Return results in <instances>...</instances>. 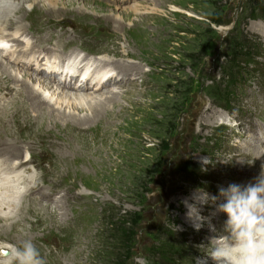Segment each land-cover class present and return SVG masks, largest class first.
Here are the masks:
<instances>
[{"label":"rangeland","instance_id":"obj_1","mask_svg":"<svg viewBox=\"0 0 264 264\" xmlns=\"http://www.w3.org/2000/svg\"><path fill=\"white\" fill-rule=\"evenodd\" d=\"M62 1L71 3L65 7ZM62 1L54 6L49 0H17L29 8L22 25L36 35L26 32L18 47L25 46L23 53L14 47L4 55L0 49V61L14 72L22 69L20 76L33 74L31 87L44 97L52 89L41 88L38 79L59 91H81L59 88L10 58L30 51L66 54L76 46L109 59L120 71L129 66L136 75L142 73L131 80L134 73L128 72L129 80L113 81L102 90H116V100L105 104L98 121L57 119L59 128L47 108L30 110L23 89L19 98L0 91V109L11 112L8 119L0 114V135L14 132L25 158L29 152L36 162L39 154L49 158L29 171H1L7 181L0 180L5 184L0 188V216L8 214L9 220L0 221V242L22 246L31 241L44 264H194L207 251L196 245L209 234L186 223L181 199L200 187L214 194L218 186L244 182L264 164L255 160L263 153L256 146L264 150V0ZM35 4L38 9L30 11ZM43 6L55 9L43 11ZM127 8L133 9L129 16ZM35 32L52 34L54 41L43 43ZM1 71L2 84L12 81ZM19 86L15 88L21 90ZM13 101L22 107L13 109ZM128 107L140 110L129 118L132 110L122 114ZM201 156L211 161L206 170L198 162ZM36 184L30 194L29 187ZM27 197L38 199L48 211L27 206ZM11 198L15 203L10 207ZM205 210L213 212L212 207ZM213 216L222 228L226 215ZM6 223L16 225L5 232ZM22 225L26 234L18 230Z\"/></svg>","mask_w":264,"mask_h":264},{"label":"bare ground","instance_id":"obj_2","mask_svg":"<svg viewBox=\"0 0 264 264\" xmlns=\"http://www.w3.org/2000/svg\"><path fill=\"white\" fill-rule=\"evenodd\" d=\"M19 1V0H18ZM28 0H22V2H26ZM54 6L55 4L58 2V1H62V0H49ZM96 2V0H95ZM17 0L16 2L13 1V0H9L8 3H5L3 6H0V25H1V28L0 29H3V30H7V31H11V30H17V33L14 34L13 32H9L6 34V36H15V35H19L21 32V34L19 36H25L26 32H30L29 31V27L26 28L25 26L22 25V21H23V18L22 16H24L28 11V9L25 8L24 4L23 6H20V4H17ZM62 3L65 5V7L71 3V1L69 2H63ZM73 4V3H72ZM86 4H95L93 2V0H85V5ZM61 5V4H60ZM71 5V4H70ZM83 5V4H82ZM17 6L20 8L18 9ZM38 4H35L34 7L30 10H34V9H38L37 8ZM63 6V5H62ZM91 6V5H90ZM88 7V6H87ZM17 8V9H16ZM82 8V7H81ZM90 8V7H89ZM93 9L97 8V7H92ZM43 11H45L46 9L47 10H50V9H55L53 7H50L48 9V7H45L43 6L42 7ZM133 10V9H132ZM131 9L127 8L125 9L124 11L126 12V15L129 16V14L131 12H133ZM14 12V15L17 13V18H13L12 16V13ZM22 14H20V13ZM19 14V15H18ZM156 14V13H154ZM153 14V15H154ZM42 15V14H41ZM113 21V20H112ZM38 22V21H37ZM120 24H123L122 22H118ZM53 24V23H52ZM119 24V25H120ZM135 24V23H134ZM3 27V28H2ZM36 26H31V29H36L35 28ZM121 27V25H120ZM124 27V25H123ZM105 28V27H104ZM126 28V27H125ZM45 29V28H44ZM92 29V28H91ZM124 29V28H123ZM99 30V29H98ZM122 30V29H121ZM96 31V29H95ZM20 32V33H19ZM38 32V31H37ZM35 32V33H37ZM120 32V31H119ZM1 33V31H0ZM59 33V32H58ZM4 34V33H3ZM29 34V33H28ZM32 35H36V34H33L31 33ZM38 35L36 37L39 38H42L43 40H39V41H42L43 43H46V41L48 43H51V41H54L53 39V35L52 34H48V36H44V34H42V32H39L37 33ZM62 34V33H61ZM141 34V33H140ZM139 34V35H140ZM143 34V33H142ZM151 34V33H150ZM31 36V35H30ZM64 36V35H63ZM142 36V35H141ZM147 36V35H146ZM155 36V35H154ZM0 37H3V35H0ZM48 37V38H47ZM71 37V36H70ZM16 40H20L21 37H15ZM29 38V36L27 37V39ZM45 38V39H44ZM68 38V37H67ZM147 38V37H146ZM59 39V37H58ZM95 39V38H94ZM126 39H128L126 37ZM142 39V38H141ZM51 40V41H50ZM57 40V39H56ZM111 40V39H110ZM159 40V39H158ZM64 41H68V39H65ZM153 41V39L151 40ZM31 42H33L31 40ZM30 42V44H31ZM95 42V41H94ZM113 42V41H112ZM66 43H69V42H66ZM138 42H136V45H137ZM39 44V43H38ZM56 44V43H55ZM97 44V43H96ZM146 44V43H145ZM154 44V43H153ZM50 45V44H48ZM143 45V44H142ZM33 46V45H32ZM148 46V45H147ZM21 47V46H20ZM25 48V46H23ZM22 47V48H23ZM108 47V46H107ZM106 47V48H107ZM110 47V46H109ZM150 47V46H149ZM152 47V46H151ZM154 47V46H153ZM157 47V46H156ZM16 48V46H15ZM23 48V49H24ZM27 48V46H26ZM105 48V49H106ZM19 49V48H18ZM28 49V48H27ZM31 49V48H30ZM104 49V50H105ZM139 49V48H138ZM144 49V48H143ZM157 49V48H156ZM159 49V48H158ZM14 50V53L16 52L17 53V49H13ZM20 50V49H19ZM57 50V49H56ZM109 50V49H108ZM111 50V49H110ZM131 50V49H130ZM9 51V50H8ZM24 51V50H23ZM11 52V51H10ZM9 52V53H10ZM19 52V51H18ZM26 52V51H25ZM36 52V51H35ZM119 52V51H118ZM29 53V52H28ZM30 53L32 54H28V59L29 58H33L35 57L34 61L37 62V64H39V67H41V61H42V58H39V56L43 55L41 52L39 53H34L32 51H30ZM34 53V54H33ZM4 55H6V52L3 53ZM8 54V52H7ZM18 54V53H17ZM25 54V53H24ZM27 54V53H26ZM131 54V53H130ZM9 55V54H8ZM105 55V54H104ZM127 55V54H126ZM22 56V57H21ZM20 56V60L19 59H15L13 61H11L12 63H16L17 64H20L22 65L23 67H26L28 68L27 70H32V71H35L37 72L38 74H41L42 77L43 76H46V78H49L50 81H52V84L53 83H57L59 86V88L61 87H66V88H70L76 92H80V93H74V94H71L69 93L70 91L68 89H65L66 91H69L68 93L67 92H64V91H59V89L57 88H54L55 85H52L50 86L49 84H47L45 81H41V79H38L39 80V84H40V87L41 88H46L45 90H49L50 91V88L52 89V93H49L51 95H48L49 97H44L42 93H40L38 90H35V89H32L31 85L33 83V78L34 76L32 75H22L20 76L22 73H20L19 71V68H17L18 70H16V72L12 71L9 69L10 66L8 65H5L3 62L0 61V69L2 71H4V73H8V75L11 76V80L10 82L6 81L4 82L5 84H2L0 82V91H4L5 93H9V94H16V96H18V98L20 97L19 95H22V89L25 91V94H23V98L27 99L28 103L26 105H30L31 106V109L30 110H33L34 111V108H40V109H45L47 108V116H50L51 118L53 117L54 118V121H55V125L57 128H59L60 126V121L59 120H62V121H65L69 118H75L76 121L79 120H83V121H89V120H92L93 123L98 121L99 117H102L103 115V109L105 104L108 103V101H112L113 100H116V93H114V89L110 90V91H107L104 93V91H102L105 87L108 89L107 86H109L110 84L113 85V81L115 82H122L123 80H126L129 78H131V76L128 78L127 75H129L128 72L130 73H134V75H132L134 78H132L131 80H135L137 79V75H140V72L139 70L136 71L138 74L136 75V73L131 69L132 67H125V70H122V67H121V71L118 70L116 67H114V65L112 64L111 61H109V59H98V57H89V56H86V58L84 60H90L92 62H95L97 63V65L95 64L94 66V63H87V62H83L78 68L77 70L72 74V75H66V78L67 80L69 79L68 82H64L62 79H60L57 75L56 72H51L49 73L48 71L44 70V69H41V68H38L35 66V63L32 62V61H24L23 59L24 58H27V55H21ZM5 57V56H4ZM122 57V56H121ZM2 59V57H0ZM116 59H117V56H116ZM135 59V58H134ZM112 60V59H111ZM119 60V59H118ZM6 62V61H5ZM127 63V62H126ZM16 65V64H15ZM13 65V66H15ZM18 65V66H20ZM120 65V64H119ZM124 65V63H123ZM125 66V65H124ZM132 66V65H131ZM12 67V66H11ZM100 68L103 70L102 71V77H96L95 74L97 72H99ZM24 70H26L24 68ZM82 70H85V74L83 76L82 79H80L79 81L82 82L81 84H77L75 86H73V84H76L77 82V76L79 73H81ZM1 71V72H2ZM30 72V71H29ZM28 72V73H29ZM146 72V71H145ZM27 73V74H28ZM117 73H120V75H118ZM2 74V73H1ZM143 76V75H142ZM146 76V75H145ZM150 76V75H149ZM21 79V80H20ZM43 79V78H42ZM3 80V78H2ZM20 80V81H19ZM44 80V79H43ZM85 80H89L90 82H85ZM103 80V81H102ZM48 81V80H47ZM14 82L16 83H19V87L21 88L20 89H16L15 87H18L16 85H12L14 84ZM74 82V83H73ZM131 82V81H130ZM126 83V82H125ZM37 84V83H36ZM38 84V85H39ZM133 82L130 84L132 85ZM110 85V86H111ZM129 85V86H130ZM33 86V85H32ZM50 86V87H49ZM106 89V90H107ZM110 89V88H109ZM43 90V89H42ZM92 90V93L91 92H88V91H91ZM83 91V92H82ZM102 91L101 93H98L95 95L96 92H100ZM44 92V91H43ZM48 94V93H46ZM104 94H106L104 96ZM129 95V94H128ZM22 97V96H21ZM61 97V98H60ZM110 97H111V100H110ZM17 97L14 98L15 99H18ZM55 98V102L53 103V99ZM40 99V101H39ZM139 100V99H138ZM136 101V100H135ZM114 102V101H113ZM13 106L12 108L14 109L16 107V109H18L20 106L22 107V104L20 103H16V101H13L12 102ZM25 103V102H24ZM115 103V102H114ZM139 103V101H138ZM11 104V103H10ZM2 105V104H1ZM4 105V104H3ZM41 105V107H40ZM108 105V104H107ZM8 106V105H7ZM128 106V105H127ZM132 106V105H131ZM139 106V105H138ZM5 107V106H4ZM11 107V106H10ZM29 107V106H28ZM7 108V107H6ZM2 109V108H1ZM0 109V110H1ZM11 109V110H13ZM15 109V110H16ZM124 110L126 112H128L129 114L131 113V110H132V113L130 114L129 118L134 114L135 111H138L140 109H135L133 107H128V108H124L123 109V113ZM111 111V110H110ZM18 112V111H17ZM16 112V113H17ZM84 112H86V114L84 115H81V113L83 114ZM113 112V110L111 111V113ZM8 113L11 115V112L8 111V109H5L3 108L1 111H0V114L2 116V114L7 118L8 116ZM36 113V112H35ZM46 113V112H45ZM140 113V112H139ZM13 114V113H12ZM31 114V113H30ZM110 114V113H109ZM26 115V114H25ZM28 115V114H27ZM46 115V114H45ZM119 113H116L114 116H117V117H120L118 116ZM46 117V116H45ZM107 117V116H106ZM50 118V119H51ZM125 118V117H124ZM6 119L2 120L1 124L3 126H6ZM44 119V117H43ZM59 119V120H57ZM123 119V118H122ZM127 119V117H126ZM125 119V120H126ZM139 119V118H138ZM28 120H30V118H28ZM33 120V119H32ZM105 120V119H104ZM107 120V119H106ZM111 120V119H110ZM124 120V119H123ZM69 121V120H68ZM100 121V120H99ZM140 121V120H139ZM42 122V121H41ZM45 122V121H44ZM70 122V121H69ZM102 122V121H101ZM104 122V121H103ZM131 122V121H130ZM42 124V123H41ZM71 124V123H70ZM101 124V123H100ZM44 125V124H43ZM51 125V124H50ZM72 125V124H71ZM89 125V124H88ZM95 125V124H94ZM67 126V125H65ZM73 126V125H72ZM75 126V125H74ZM106 126V125H105ZM68 127V126H67ZM106 128V127H105ZM118 128H120V130H123L124 128L121 129L120 126H118ZM128 128V127H127ZM70 129V128H69ZM18 130V129H17ZM49 130V129H48ZM64 130V129H63ZM74 133H75V129L73 130ZM6 132V131H5ZM96 132V130H95ZM123 132V131H122ZM127 134V133H126ZM125 134V135H126ZM124 138V137H123ZM18 140V137L15 135L14 132H8L6 134V136L3 138L1 135H0V159L2 161V165H0V173L1 171L5 172V173H11V172H16L15 169L23 166L25 164V157L23 156V146L19 145V142L17 143L16 141ZM122 141V140H121ZM102 142V141H101ZM106 143V142H105ZM112 143V142H111ZM117 144V143H116ZM120 144V143H119ZM124 144V143H123ZM112 145V144H111ZM118 147V146H117ZM123 147V146H122ZM257 148V152H262V157H260L259 159L255 157V160L256 161H260L261 159L264 160V150H262V148H260L259 146H256ZM126 149V148H125ZM128 149V148H127ZM256 150V149H255ZM115 151V150H114ZM118 152V151H117ZM256 152V151H255ZM30 153V152H29ZM114 154V153H113ZM249 154V153H248ZM119 155V154H117ZM252 155V154H251ZM256 156V155H255ZM74 158V157H73ZM3 159V160H2ZM78 159V158H77ZM3 162H4V165H3ZM250 163V162H249ZM111 164V163H110ZM112 164H116L117 163H113ZM243 165V164H242ZM241 165V166H242ZM245 165V164H244ZM34 167V166H33ZM244 168L246 169V167L244 166ZM258 172L260 171V167L259 169L257 170ZM257 172V173H258ZM241 173L244 174V170L241 171ZM253 173V172H252ZM16 174V173H15ZM239 174V173H238ZM1 175V174H0ZM12 176V174H10ZM10 175H7V176H10ZM3 176V175H2ZM257 175L253 176V177H250V178H256ZM4 180V181H7L5 178H1L0 176V180ZM14 179V178H13ZM2 180V181H3ZM30 181V180H29ZM17 182V181H16ZM19 182V181H18ZM11 183V182H10ZM255 183V181H254ZM2 185H5L3 183L0 182V188H2ZM225 185H229V183L225 184ZM8 185L6 186H3V187H7ZM36 187H29L30 188V191H32L31 193L35 192L36 190ZM8 188V187H7ZM10 188V187H9ZM41 188V187H40ZM39 188V189H40ZM3 189V188H2ZM7 190H10V189H7ZM11 191V190H10ZM13 191V190H12ZM43 191V190H42ZM5 192V191H4ZM4 192H2L1 194H3ZM7 192V191H6ZM5 192V193H6ZM9 192V191H8ZM22 193V192H21ZM29 193V192H28ZM7 194V193H6ZM41 194V193H40ZM12 197L13 194H10ZM16 195V194H15ZM19 195V194H18ZM49 195V194H48ZM5 196V195H4ZM24 196V195H23ZM6 197V196H5ZM25 197V196H24ZM39 197V196H38ZM47 197V196H46ZM9 198V197H8ZM7 198V199H8ZM15 198V196H14ZM28 198V197H27ZM10 199V198H9ZM12 199V198H11ZM38 199H32V198H28L26 199L25 198V203L27 204V206L29 205H34V206H39L41 207L40 210H46L48 211L47 209H49L47 206L43 205V204H40V202L37 201ZM59 200V199H58ZM2 201V199H1ZM24 202V201H23ZM4 205V204H3ZM1 206V205H0ZM4 207V206H2ZM11 207V206H10ZM14 207V206H13ZM15 208V207H14ZM36 208V207H35ZM10 209V208H9ZM206 209V208H205ZM208 209V208H207ZM11 211V210H10ZM38 211V210H37ZM213 211V210H212ZM45 212V211H44ZM213 212H211L209 210V214H208V211L204 210V214L207 216V215H210L212 214ZM1 215V214H0ZM5 215V214H3ZM0 216V221L3 220V219H6V221L9 220V218H5V217H9V215L7 214V216ZM12 215V214H11ZM45 215V214H44ZM218 220V219H217ZM226 220V219H224ZM212 223L215 225L216 229L218 230V232H222L223 230V227H221V224L220 222H217L216 221V218L212 215ZM13 226L10 224V223H6L4 227H2V229L5 231V232H8L10 229L12 230L13 227H15V223H12ZM8 225V226H7ZM26 228L27 226H24L22 225L21 228H17L19 230V232H21L22 234H26ZM207 231V232H206ZM202 232L204 233H208V229H207V226H205V229L202 230ZM27 236V235H26Z\"/></svg>","mask_w":264,"mask_h":264},{"label":"clouds","instance_id":"obj_3","mask_svg":"<svg viewBox=\"0 0 264 264\" xmlns=\"http://www.w3.org/2000/svg\"><path fill=\"white\" fill-rule=\"evenodd\" d=\"M9 0H0V6ZM202 169L211 163L208 157L198 161ZM185 209L184 219L196 232L207 226L205 240L197 247L207 248L197 255L194 264H264V164L255 178V183L239 185L231 183L227 187L218 186L216 193L205 188L194 189L189 196L181 199ZM213 208V213L205 215V208ZM224 213L222 232L212 223V215ZM0 264H44L40 253L31 241L22 246L0 242Z\"/></svg>","mask_w":264,"mask_h":264}]
</instances>
